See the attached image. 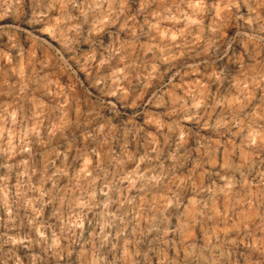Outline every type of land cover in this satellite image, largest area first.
Wrapping results in <instances>:
<instances>
[{
  "label": "rangeland",
  "instance_id": "rangeland-1",
  "mask_svg": "<svg viewBox=\"0 0 264 264\" xmlns=\"http://www.w3.org/2000/svg\"><path fill=\"white\" fill-rule=\"evenodd\" d=\"M0 264H264V0H0Z\"/></svg>",
  "mask_w": 264,
  "mask_h": 264
}]
</instances>
